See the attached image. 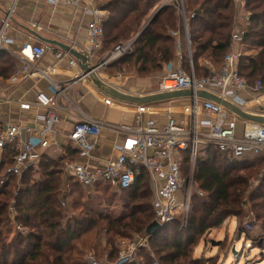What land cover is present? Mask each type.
<instances>
[{
  "label": "trees",
  "instance_id": "obj_1",
  "mask_svg": "<svg viewBox=\"0 0 264 264\" xmlns=\"http://www.w3.org/2000/svg\"><path fill=\"white\" fill-rule=\"evenodd\" d=\"M161 2L105 0L102 4L101 7L108 11V18L104 22V50L110 52L117 45L133 38L135 40L132 52L121 56L113 67L133 65L142 73L162 68L164 72V66L173 63L189 69L186 53L179 63L172 61L177 57V47L169 32L180 21L174 6L164 7L140 35L149 12ZM234 3V0H185L187 13L193 14L187 26L197 76L208 75L206 62L220 67L230 48L237 18ZM243 10L248 13L249 22L243 31L244 55L238 62V70L250 84L258 80L264 83V0H246ZM252 50L254 54H247ZM11 56L8 53L0 54V77L4 79H10L17 66L16 59ZM67 150L76 152L71 147ZM15 153L16 150L11 147L6 150L0 164V177L12 163ZM64 162L63 156L46 151L39 168L25 171L20 184L14 176H8L5 183L0 184V264H83L81 256L85 249L94 251L98 257L107 254L109 260L115 261L123 245L131 241L135 234L145 235L147 227L155 221L150 178L143 169L139 170L130 188L119 191L128 193L124 203L125 213L113 216L79 205L84 209L83 215L69 218L58 207L59 196L65 186L62 178ZM184 164L187 161L183 162L182 167ZM256 166L257 163L249 159L235 158L214 147L207 148L197 162L195 175L198 187L206 196L194 195L186 227L177 217L150 237V246L159 260L166 264H186L189 252L198 239L222 226L228 217L245 219L247 203H253V211L255 209L260 213L255 214L261 219L264 231V182L255 192H251V181L259 175V170H254ZM241 170L247 172L241 174ZM37 173H40L39 180L35 178ZM70 182L72 186L83 187L72 179ZM96 186H101V183ZM103 186L111 189L108 184ZM13 198L16 212L11 215L9 210ZM258 200L262 201L256 202ZM11 222L19 230L9 238L13 229ZM174 224L178 225L173 235L174 241L161 244L159 238L166 235ZM240 230L246 232L247 228L241 226ZM83 236V248L78 249L73 243ZM147 251L144 262L136 258L125 264H154Z\"/></svg>",
  "mask_w": 264,
  "mask_h": 264
},
{
  "label": "built area",
  "instance_id": "obj_2",
  "mask_svg": "<svg viewBox=\"0 0 264 264\" xmlns=\"http://www.w3.org/2000/svg\"><path fill=\"white\" fill-rule=\"evenodd\" d=\"M45 1L51 4L77 6L82 0ZM245 1L234 0L239 5H244ZM159 6H174L178 12L184 27L183 34L180 30H173L170 35L175 39L181 58L184 46L187 48L189 69L173 63L166 64L157 93L181 90L192 93L188 101L181 106L159 107L168 113L166 121L162 124L153 118L146 120L143 118V113L150 111V107L144 105L136 108L133 124L112 123L86 113L67 94L66 90L70 84L52 78L51 72L55 66L43 68L39 63L49 52L55 56L57 62L66 58L70 66L76 65V59L71 57L69 52L54 49L50 45L42 46L30 42L18 45L9 33L15 11L14 4L7 9L4 18L0 17V54L8 53L16 58L17 66L10 83H18L25 77L40 76L48 80L49 89L37 94V104L45 111L38 116L41 121L38 125L5 122L0 126V164L9 147L16 150L12 163L0 177V184H4L8 176H14L19 184L25 171L39 166L47 149L58 146L56 140L59 136L58 128L64 113L68 114L70 108L75 110V122L71 131L64 137L70 146L77 149L79 156L87 161L68 162L64 168L66 175L85 188L108 183L117 190H126L134 184L139 170H145L150 178L155 220L164 226L179 217L182 226L186 227L192 212L194 195L198 194L200 197L205 195L198 187L195 175L197 162L207 148L214 147L235 158L264 157L263 122L244 119L230 107L199 96L201 92L212 93L244 112L264 116V83L258 80L250 84L238 70V62L244 55L242 39L245 25L249 22L248 13L242 12L240 15L244 24L241 29L233 31L230 48L224 55L220 67L209 68L208 75L200 77L195 71L187 26L188 19L193 14L187 13L185 0H162ZM240 8L243 10L244 6ZM86 13L92 16L86 48V56L92 60L103 45L106 18L102 11L97 9H87ZM132 50L133 41L118 45L110 59H117ZM103 65L104 63H100L96 70ZM88 75L81 73L79 79H84ZM244 92L247 95H244ZM104 102L111 106L113 99L107 97ZM104 128L121 131L125 136L123 142L116 145L118 154L115 158L102 165H94L90 160ZM36 139L38 145L34 142ZM185 161L189 164L187 177L182 167ZM64 187H68V183H65ZM12 204L10 211L15 213V203ZM139 247L148 249L153 263L160 264L154 252L150 250V237L147 234L135 235L134 240L120 251L115 261L109 260L107 255L98 257L91 253L86 256L85 264L132 262Z\"/></svg>",
  "mask_w": 264,
  "mask_h": 264
},
{
  "label": "crops",
  "instance_id": "obj_3",
  "mask_svg": "<svg viewBox=\"0 0 264 264\" xmlns=\"http://www.w3.org/2000/svg\"><path fill=\"white\" fill-rule=\"evenodd\" d=\"M104 2L105 0H82L79 5L71 6L51 4L45 0H0V17L4 18L7 9L14 4L15 11L11 20L9 33L15 38L18 45L30 42L42 46L50 45L54 49L63 50L56 45L43 41V39H49L71 46L86 56L89 40L88 28L92 19V16L86 13V10L97 9L102 11L105 18H108V11L101 7ZM241 10L239 6L237 18L234 22V30L241 29L242 24H244L240 17L242 15ZM184 48L186 47L184 46ZM99 51L92 60L86 56L89 59L86 63L87 67L100 64V62L96 64ZM254 53L255 51L252 50L248 51L247 54ZM177 55L181 60L182 58L178 50ZM71 57L75 58L73 55ZM75 59L77 61L76 65L70 66L66 58L57 62L55 56L49 52L40 59L39 63L43 68L55 66L51 72L52 78L61 83H69L70 85L66 90L69 97L76 101L86 113L95 118L117 124H133L136 108L139 105H144L150 107V111L144 112L143 118L145 120L153 118L162 124L166 121L168 113L165 110H160L159 107L173 108L181 106L188 101L189 97L151 102H133L127 100L125 99L126 96L142 97L159 94L157 93L158 85L157 88L152 89L153 83L151 81L142 79L133 81L130 78H125L129 80H123L121 77H117L114 81H110V79L107 81L106 77L104 78L101 73H97L101 68L89 74L86 78L79 79V76L83 73V63L77 58ZM48 87V80L40 76L21 78L15 84L10 83V79L0 77V126L5 122L32 126L38 125L41 122L38 116L44 114L45 111L44 108L37 104V94L41 91H48ZM72 91H74L73 94ZM244 95H247V93L244 92ZM107 97L113 99L111 106L104 102V99ZM74 122L75 110L70 108L68 114L64 113L62 122L58 128L59 136L56 139L58 146L46 150L63 156L65 159L64 168L70 161H87L79 156L76 148H74L76 152L71 151L70 153L67 150L69 147H73L69 145L64 135L71 131ZM124 136V133L121 131L104 128L101 131L90 163L102 165L109 159L115 158L118 154L116 145L123 142ZM34 142L36 145L39 144L37 139ZM63 179L69 185L71 178L65 172L63 173ZM107 184L101 183V185ZM108 185L111 189L117 190L110 184Z\"/></svg>",
  "mask_w": 264,
  "mask_h": 264
},
{
  "label": "rangeland",
  "instance_id": "obj_4",
  "mask_svg": "<svg viewBox=\"0 0 264 264\" xmlns=\"http://www.w3.org/2000/svg\"><path fill=\"white\" fill-rule=\"evenodd\" d=\"M239 6H244V5L243 4L239 5L237 3H234L235 12H237V10L239 9ZM164 7L166 6H163V8ZM160 8H161L160 6H155L154 8H152L142 28H144L147 24L150 25L152 23L156 15L159 13ZM241 12L245 13V10H241ZM242 21L240 20V22ZM183 29H184L183 24L180 23V21H178L177 27L174 29H171L170 32H172L173 30H180L181 33L183 34L182 32ZM133 40L134 38L131 41ZM104 48L105 46H102V48L100 49L96 64H98L99 62L104 63L103 67L99 69L97 73L98 72L101 73V75L104 76V78L106 77L107 81H109V79L110 81H114V79H116L117 77H121L123 80H129L125 78H130L133 81L142 79L145 81H151L153 83L152 89L157 88V85L159 84V81L163 74V68L160 70H153L150 72L142 73V72H139L137 70V67L133 65L124 66L122 68H119L118 66L113 67V65L116 63L117 60H119L120 57L117 59L111 60L110 58L113 55L115 48L110 52L105 51ZM186 52L187 50L186 48H184L183 51L181 52L182 56ZM172 61L179 63L181 60L179 56L177 55V57H175ZM205 66L208 72H209V68L210 69L212 67L218 68L215 64H212L210 62H206ZM73 92L74 91H72V94ZM243 159H249L253 163H257V166L255 167L254 170H259V175L254 176L255 178L253 177L251 181V184H252L251 192H255L256 189L259 188L261 183L264 182L263 181L264 180V157L247 156ZM184 165L185 166H183V172H184L185 177H187L189 174V164L187 163ZM38 168L39 167L35 169H38ZM246 172L247 171L245 170H241L240 173L245 174ZM35 178L36 180H39L40 173H37L35 175ZM16 195L18 196V191L15 192V196ZM205 196L206 194L203 197ZM127 197H128L127 192H119L114 189L106 188L103 185L85 188V187H80L78 185L72 186V182H70L68 187H64V191H62L59 196L60 203H58V207L60 210H63L64 213L67 214V216H69V218L71 216L83 215L84 209L83 207H81L83 205H85L87 208L90 207L96 211L99 210L100 212H103L104 214H111L115 216V215H121L126 212L124 203L127 201ZM14 201L15 199L13 198L10 204ZM261 201L262 200H258L256 202H261ZM77 203L79 204H78L77 209H75L74 207L77 205ZM252 205L253 203L251 204L247 203V205L245 206L246 215H247L245 219L243 217L241 218H236L233 216L228 217L227 219L224 220L222 226L210 231V233L205 234L200 239H198L196 246L192 249L191 252H189V258L186 264H264V231L262 229V221L261 219H258V217H256L255 213L257 214H260V213L255 211V209L253 211ZM9 212L11 215L14 214V213H11L10 210ZM11 224H12L11 228L13 229H11L10 231L11 233L9 234V238H12L15 232L19 230V227L17 225H15L13 222H11ZM243 225L247 228L246 232H243L242 230H240L241 226L244 227ZM175 228H178L177 224H174L171 227V229L167 231L166 235L163 234L159 238L161 244L174 241L173 235L175 234ZM21 230L23 229L21 228ZM247 233H249V235H247ZM135 235L131 239V241H127V243L123 245L122 249H125L134 240ZM83 240H84V236L80 240L75 241V243L73 244H75L78 249L83 248V245H82ZM103 246H105V243H103ZM145 250L146 249H144L143 247H139L138 249H136L135 255L133 256V260L136 258H137V261L139 262L140 261L144 262L145 260H147L145 255L148 249L146 251ZM150 250L155 251L151 248V246H150ZM91 253L95 254L94 251L85 249L84 254L81 256L83 259V264H85L86 256ZM157 256L156 258L159 260V256L158 257ZM159 262L160 264H166L160 260Z\"/></svg>",
  "mask_w": 264,
  "mask_h": 264
},
{
  "label": "water",
  "instance_id": "obj_5",
  "mask_svg": "<svg viewBox=\"0 0 264 264\" xmlns=\"http://www.w3.org/2000/svg\"><path fill=\"white\" fill-rule=\"evenodd\" d=\"M162 9H163V6L160 8V11ZM151 20H150V22H151ZM147 26H148V24L142 29L140 35L144 32V30L147 28ZM43 41H45V42H47L49 44H52V45H56L57 47L62 48L63 50H65V51L69 52L70 54H72L81 63H83V66H82L83 75L91 74L99 67V64L98 65H93L91 67L90 66L87 67L86 63H87V61L89 59H87V57L83 53L75 50L71 46H68L66 44H62V43H60L58 41H55V40L43 39ZM134 42H135V40H133V43ZM191 95H192L191 91H188V90L182 91L181 90V91L169 92V93H164V94H153L151 96H142V97L126 96L125 99L133 101V102H151V101L167 100V99H173V98H179V97H190ZM199 96L202 97V98L213 99V100H215L217 102H220L221 104H223L226 107H230L234 112H236L240 117H242L244 119L254 120V121H258V122H263L264 123V116H262V115H253V114L244 112L243 110H241L239 108H236L235 106H233L229 102L220 100L216 95H214L212 93L201 92L199 94ZM163 226L164 225L160 224L159 222H157L155 220L154 222H152L147 227L146 234L149 237H151V236L155 235L159 230H161ZM240 233H241V231H240Z\"/></svg>",
  "mask_w": 264,
  "mask_h": 264
}]
</instances>
